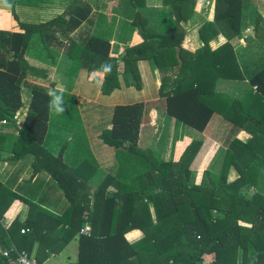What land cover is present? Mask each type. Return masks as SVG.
<instances>
[{
    "label": "trees",
    "instance_id": "1",
    "mask_svg": "<svg viewBox=\"0 0 264 264\" xmlns=\"http://www.w3.org/2000/svg\"><path fill=\"white\" fill-rule=\"evenodd\" d=\"M122 1L134 8L146 4ZM196 1L161 0L168 11L161 13L160 28L150 27L136 11L122 26L120 42L128 45L121 53H112L111 31L94 28L97 0H0L2 10L14 13L18 7L26 15L34 13L31 19L13 14L15 28H0V121L16 127L14 156L31 154L33 173L48 172L69 202L61 215L40 206L24 222L15 219L8 227L0 222V264H11L16 251L30 257L36 242L34 261L42 264L76 235L78 259L70 264H264V64L249 70L232 45L241 35L243 11L254 0H214L212 19L199 27L202 45L190 52L181 44ZM57 5L59 11L50 15ZM262 19L257 14L253 33L264 44ZM219 34L225 41L212 49L209 43ZM61 53L72 60L68 76L82 69L103 94L120 87L118 77L126 88L141 91L145 76L138 62L148 61L159 73L157 94L165 115L198 132L214 115L231 124L219 171L205 170L198 182L190 179V164L202 145L198 139L180 142L178 158L164 166L152 151H140L138 136L147 104L126 94L125 102L112 106L110 127L100 136L118 154L140 153V161L150 166L129 181L107 173L93 191L87 190L88 176L81 173V165L68 167L62 158L64 148L53 155L44 140L55 89L46 66L55 64ZM218 78L246 79L250 87L236 97L216 89ZM24 86L30 100L17 125ZM240 131L249 134L248 139H239ZM231 166L238 176L228 180ZM12 200L27 201L0 181V219ZM151 201L156 222L150 217ZM86 224L90 231L84 234L80 229ZM132 228L144 235L129 243L124 234ZM2 245L7 255L2 254Z\"/></svg>",
    "mask_w": 264,
    "mask_h": 264
},
{
    "label": "crops",
    "instance_id": "2",
    "mask_svg": "<svg viewBox=\"0 0 264 264\" xmlns=\"http://www.w3.org/2000/svg\"><path fill=\"white\" fill-rule=\"evenodd\" d=\"M97 1L99 3L100 0ZM159 1L161 3V0ZM162 7L167 8L163 5ZM213 7L214 0L196 1L194 11H196L199 15H196L193 11L194 14L192 13L191 16L193 17L192 20L194 19V21H192V23L190 24L189 20L184 24L186 33L181 45L185 50L194 52L196 51V49L201 47L202 41L198 36V30L204 21H210L212 19ZM133 9L134 14L135 11H139V8ZM165 11H162L160 13L158 12V14H160L161 16V13ZM4 12L7 13L8 10L0 9V13ZM156 12L157 11H155V13ZM257 14L260 15L261 18H263L259 21L260 25L264 26V0H254L251 5L244 9L242 15L243 18L241 24V35L232 40V45L234 46L235 51L241 54L242 62L248 64L249 70H254L257 64H259L260 66L264 64V44L259 41V39L256 38L253 33ZM197 17L199 18L197 19ZM122 26L123 24L121 25L119 31L117 25L114 27L115 30L113 31V36L111 37V51L114 43L113 40L116 39L115 41L119 42L122 32ZM158 26L160 28V19L159 23L156 24L154 28H158ZM150 27L153 28V26ZM114 36L119 37L115 38ZM224 41L225 38L221 34H219L217 37L211 40L209 44L213 49L222 44ZM121 44L122 42H119V48L121 47L122 50L120 51L122 52L124 44H122V46ZM114 53H116V51H114ZM138 67L140 68L142 76H147L149 78L152 77L151 79H154L152 84V93L150 92L149 88H146L145 86L141 88V91H138L140 97L139 100H143V102L147 104L146 110L148 114V116L144 118V121L140 126L138 136V149H140V151L146 149L152 151L151 153L153 154V158L160 166H164L166 162L172 160L171 158L173 147L178 150L180 142L198 139L201 140L202 145L190 164V179L194 182H198L200 181L201 175L205 170H211L214 172L219 171V158L225 151L226 139L227 135L229 134V130L225 134H223L222 131L224 128H228L229 123L225 122V120L219 115H214L203 132H198L195 129H192L193 131L182 129V131H186V133H179L178 135H176L172 127L168 129L171 118L165 115L164 105H162V98H160L157 94L160 85L158 79V70L151 67V64L146 60L139 61ZM91 87H94V89L96 88L95 90H99L100 88L99 85L92 86V84L83 83L81 84V86H75V84H73L72 86H67V89L64 90L65 93H62V89V91L58 93L59 95H57L54 100L52 98L50 115L47 122V133L44 140L48 150L53 155H57L60 149L62 147L64 148V151L62 152V158L68 165V167H70L71 169H75L78 163L81 165V173L88 176L86 180L88 183L87 190L93 191L97 184L103 179L102 178L99 182L97 180L100 177L99 173H101L102 171L101 168L104 167L105 154H107L109 151V149H106L104 147L103 142L100 143L98 141L99 143H97L95 141L98 140L97 137L100 135L102 130L104 128H109L110 125L105 127V125L103 124L104 120L102 119L101 114L99 120L95 118L92 120L89 119L88 111H91L93 108H95L96 105L93 104L94 99L88 98L87 95L89 94H87L86 97H84V94L89 91H93L95 93V100H97L100 93V91L98 90H92ZM249 87L250 85L246 79L229 80L225 78H218V80L216 81L217 90H225L226 88L228 89L226 92L236 97H242ZM56 88L60 89L61 87H55V89ZM55 89H53V92L57 93ZM67 92H73L72 94L74 95L70 97L69 95H67ZM56 93H54L55 96ZM67 96H69L70 98L65 101V104H63L61 100L65 99ZM78 96L81 97L79 98L81 101L78 100ZM58 99H60V107H62L64 110L60 111L58 117L55 118L53 108ZM68 100H70L69 103H67ZM130 102L131 101H129V103ZM27 107L28 106L24 107L23 105L20 108V111L16 117L17 125L20 124L22 118L25 116ZM102 108L103 112L104 105L102 106ZM80 116L82 117V119H80L82 121L78 123L77 117L79 118ZM145 121H148L150 124L145 125ZM0 133L4 135V138L0 140V181L10 191L27 199V201H10L11 204L5 210L6 216L2 218V221L4 223L3 226H10V224L15 219L20 223L24 222L25 220H27V218L35 216L37 207L40 206L55 215H61L69 205V202L63 190L45 170L33 173L31 166V154H24L21 157L14 156L12 150V141L18 134L16 127H14L10 122H2L1 120ZM217 137L219 138L217 139ZM237 137L244 141L248 139L249 134H247L245 131H240L237 134ZM89 142L92 143L90 146ZM157 142L160 143L159 146L157 145ZM214 144H218V147L220 148V155H217V163H213V160L211 161L213 157L211 150ZM78 146L81 148L84 154L78 155L77 159H75V155L77 154L76 148ZM92 146L94 147L93 150L91 148ZM178 151L179 153L177 154H180V150ZM127 154H129L126 157L128 161H123L122 164L125 167L126 173L129 174L125 175L129 180L130 176L132 175L131 172L133 171V169H135L136 172H140L144 171L140 169V166L144 167L146 170L150 165H147L146 163L140 161V153L127 152ZM123 156L124 154L120 155L116 153V157L118 158V160L122 159ZM228 175V180H232L238 176V173L233 166L229 168ZM114 188L115 185L111 187V189ZM148 207L150 210L151 220L156 222V210L152 201L148 203ZM10 209L13 210L8 214V211ZM47 222H49V219ZM50 222L52 221L50 220ZM49 226H52V224H50ZM143 235L144 233L141 229L132 228L124 234V237L129 243H132L143 237ZM8 239L12 248L13 241L10 237H8ZM36 248L37 242L34 244L33 250L30 254V258L32 260H34ZM77 259L78 236L76 235L62 248L59 253H52L42 264H70L75 263ZM11 264L21 263H19L15 259Z\"/></svg>",
    "mask_w": 264,
    "mask_h": 264
},
{
    "label": "rangeland",
    "instance_id": "3",
    "mask_svg": "<svg viewBox=\"0 0 264 264\" xmlns=\"http://www.w3.org/2000/svg\"><path fill=\"white\" fill-rule=\"evenodd\" d=\"M99 5H101V6L99 7V10L97 11L98 20H95L96 23H95L94 28L98 32H99V30L103 31V32H106V33H108V31H111V37L113 36L112 34H113V31L115 30L114 27L117 25L118 31H119L121 25L125 21H130L132 19V17H133V14H134V12H133L134 11V9H133L134 7L132 8V6L127 1H122V0H100L99 1ZM195 6H196V3H195ZM51 8L53 9V12H48L50 15L53 14L54 12H58L59 11L58 5L56 6V8L55 7H51ZM160 9H164V10H160ZM24 10L25 9H20V8L16 7V8H14V11H13L14 13H12V11H10V10H8L7 13L6 12L0 13V27H2V28L3 27L15 28V25L17 24V21H16V19H15L13 14L16 15L17 19H21V18L31 19V17L34 15V13L31 12L29 15H26L25 13L22 12ZM139 11L147 18L148 24L150 26L155 27L156 24L159 23V19L161 17L160 14H158V12L160 13L162 11H165L167 13L168 8L162 7V4L160 3L159 0H146L145 6L139 7ZM155 11H157V12L155 13ZM33 12H35V11H33ZM194 12H195L196 15H199V14H197L196 11H194ZM190 16L187 19V21L190 20V24H191L192 21H194V19L192 20L193 17L192 16L190 17ZM198 18L199 17H197V19ZM187 21H186V23H187ZM114 37L118 38L119 36L118 37L114 36ZM115 40H113L114 43H113L112 51H113V53H114V51H116V53H119L117 51L122 50L121 47L119 48L120 39H119V42L115 41ZM127 45L128 44L126 42L123 45L124 46L123 50L126 48ZM120 53H121V51H120ZM29 60H30V62L35 63V61L31 57H29ZM71 61L72 60H70L63 53H61L58 56L57 60L55 61V64L46 66L48 68V76H49L50 80L55 83V87H61L60 89L59 88L55 89V91H57V93L54 92V93H56V96L54 95V93H52L53 100L57 97V95H59L58 93H60L62 91V89H63L62 93H65L64 90L67 89V86H72L73 84H75V86H81V84H83V83L84 84H92V86L94 85V82L92 80H88L86 78L85 73H84V71L82 69H76L72 73L73 75H69L68 76L66 74V71L70 67ZM41 65H43V64H41ZM118 81L120 83L119 84L120 87L117 88L116 90L112 91L110 94H103L100 88H99V90L97 89L98 91H100L97 100H95L96 99L95 98V93L93 91H89V92L84 94V97H86V95L89 94V95H87L88 98L94 99V103L93 104L96 105L95 108H93L91 111H88V116H89L90 120H92L94 118L99 120L100 119V114L102 113L103 114V120H104L103 124L105 125V127H107L109 125L108 119H109V116H110V113H111V110H112V106L114 104L125 102L126 99L124 100L123 96H126V94H128V95L135 94L134 96H127L128 99L132 98V99L136 100V98L139 97L138 90L136 88H134L133 86L126 88L124 86V82L121 79V77H118ZM149 81H150V78H146L145 79V77H144V81H142V82L145 83L144 86L146 88H149L150 92L152 93L153 92L152 83L149 82ZM98 84H99V82H98ZM95 85H97L96 82H95ZM91 89L94 90V91H97V90H95L96 88L94 89V87H91ZM227 90L228 89L225 88V90H221L220 89L219 91L226 92ZM67 93H68L67 95H69L70 97L74 95V94H72L73 92L72 93L67 92ZM226 93H228V92H226ZM120 94H121V96H120ZM69 96H67L65 99L61 100V102L63 104H65V101L70 98ZM29 97H30V90H29V88L24 86L22 88V99H23V102H24L23 103L24 107L27 106V102H29L28 101ZM79 98H81V97L78 96V100H80ZM69 101L70 100H68L67 103H69ZM103 105H104V111L102 112V109H103L102 106ZM162 105H163V102H162ZM60 108L63 109L62 107H60V99H58V101H56V103L54 105V108H53V113H54L55 118L58 117L60 111H57V110H59ZM147 116H148V114H147V111H146L145 112V118ZM168 117H170V116H168ZM170 118H171V122L168 125V129H170L172 127L173 131H174V133L176 135H178L179 133L185 134L186 131L183 132L182 129H185V130H188V131H193L191 127L186 126L184 123L178 121L177 119H174V118L172 119V117H170ZM77 119H78V123H80V121H82V120H80V119H82L81 116L79 118L77 117ZM85 120H87V119H85ZM213 120H212V122H213ZM147 122L148 121L144 122L145 125L146 124H150L149 122L148 123ZM230 127H231V124L229 123L228 128L227 129L224 128L222 133L225 134L230 129ZM187 135H188V133H187ZM97 138H98V140H96L95 142H97V143H99V142L102 143L103 142V140H102L100 135ZM164 138H165V136H164ZM218 138L219 137H217V139ZM103 143H104V147L106 149H109V151H108L107 154H105L104 167L101 168L102 171H101V173H99L100 177L97 179L98 182L107 173H111L114 177H118L119 179L123 178L124 180H126L127 178H126L125 175H129V174L126 173L125 167L122 164V162L123 161H128V159H126V157L129 154H127V152H124L123 153L124 154L123 158L119 159L120 160L119 161L118 158L116 157V153H118V152L115 149H113L112 147H109L107 144H105V142H103ZM217 143H218V141H217ZM91 144L92 143L89 142V146ZM157 145L159 146L160 143L157 142ZM93 146H94V142H93ZM93 146L91 147L92 150L94 149ZM217 147H218V144L217 145L214 144V146L212 147V150H211V152L213 154V157H212L211 161L213 160L212 161L213 163H215L217 161V155H220V150H219L220 148L218 147V149H217ZM76 149H77L76 150L77 154L75 155V159H77L78 155L84 154V152L81 150V148L79 146ZM111 149H112V151H111ZM178 150H181L180 145H179ZM178 150L173 147L174 155H172V158H178V156H179V154H177V153H179ZM220 164H221V161H220ZM215 165H214V167H215ZM104 168H105V170H104ZM140 169L141 170H145V168L141 167V166H140ZM135 173H137V172L135 171V169H133L131 174H135ZM228 174H229V172H228ZM228 177H229V175H228ZM229 180H231V179H229Z\"/></svg>",
    "mask_w": 264,
    "mask_h": 264
},
{
    "label": "built area",
    "instance_id": "4",
    "mask_svg": "<svg viewBox=\"0 0 264 264\" xmlns=\"http://www.w3.org/2000/svg\"><path fill=\"white\" fill-rule=\"evenodd\" d=\"M3 122H5V121L3 120ZM0 222L2 224H4L3 221H2V219H0ZM24 231H25V228H22L21 229V232H24ZM80 231L83 232L84 234H87L90 231V226L88 224H86L84 227H82L80 229ZM2 254L3 255H7V250L6 249L2 250ZM16 255H17L16 260L19 263H21V264H36V262L34 260H32L30 257H28L25 252H18V251H16Z\"/></svg>",
    "mask_w": 264,
    "mask_h": 264
},
{
    "label": "water",
    "instance_id": "5",
    "mask_svg": "<svg viewBox=\"0 0 264 264\" xmlns=\"http://www.w3.org/2000/svg\"><path fill=\"white\" fill-rule=\"evenodd\" d=\"M2 247H3L4 249H6V247H5L4 245H2Z\"/></svg>",
    "mask_w": 264,
    "mask_h": 264
},
{
    "label": "clouds",
    "instance_id": "6",
    "mask_svg": "<svg viewBox=\"0 0 264 264\" xmlns=\"http://www.w3.org/2000/svg\"><path fill=\"white\" fill-rule=\"evenodd\" d=\"M63 109H59V110H57V111H62Z\"/></svg>",
    "mask_w": 264,
    "mask_h": 264
}]
</instances>
